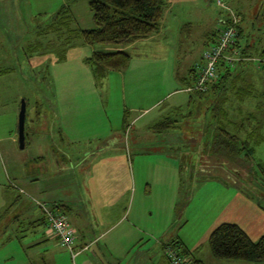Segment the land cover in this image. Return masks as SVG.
<instances>
[{
	"label": "rangeland",
	"instance_id": "rangeland-1",
	"mask_svg": "<svg viewBox=\"0 0 264 264\" xmlns=\"http://www.w3.org/2000/svg\"><path fill=\"white\" fill-rule=\"evenodd\" d=\"M89 1L0 0V128L8 127L12 107L19 109L24 100L30 143L27 153L44 157L35 167L39 171L33 173L38 186L53 187L58 196L67 199V205L72 201L71 207L79 206L83 213L81 194L78 199L70 198L82 191L84 182L87 187L86 172L95 179L114 174L111 155L122 150L133 159L125 169L130 193L127 227L130 235H136V249L161 254L162 245L180 239L189 249L196 246L207 264L232 263L212 257L208 237L224 222L238 224L253 241L264 235V141L251 144V155L247 156L246 149L231 153L239 168L226 165L222 144L212 141L214 119L206 110L213 97L207 95L200 104L195 99L189 104L186 76L202 63L203 52L221 29L220 20L230 13L239 15L253 53L264 52V0H165L157 33L132 44L95 46L85 44L79 35L95 28ZM61 9L64 14L58 15ZM94 51L127 52L130 64L122 72L96 79L86 63ZM238 91L230 92V100ZM232 104L236 108L238 102ZM167 117L176 121V127L158 129V121L165 122ZM259 134L264 139V129ZM112 136L120 137V145L125 147L108 150L103 157L99 153L96 160L86 155ZM62 137L74 145L65 167L74 168L72 159L80 158L76 161L80 185L72 182L65 189L60 183L69 171H55L58 150L69 146ZM7 182L8 186L17 184ZM9 191L20 197L27 210L33 208V215L41 213L36 204L41 200L25 189L20 194L11 187ZM139 211L145 212L144 222L137 219L140 225H133L131 216ZM11 216L0 213V264L150 262L135 252L116 261L110 253L119 256L122 248H112L109 253L103 245L101 256L86 251L76 258L79 249L74 244L73 254L58 248L39 255L40 248L31 247L34 229L27 226V214L23 211L18 217L15 231ZM67 216L72 218L70 211ZM158 231L160 235L155 234Z\"/></svg>",
	"mask_w": 264,
	"mask_h": 264
},
{
	"label": "trees",
	"instance_id": "trees-1",
	"mask_svg": "<svg viewBox=\"0 0 264 264\" xmlns=\"http://www.w3.org/2000/svg\"><path fill=\"white\" fill-rule=\"evenodd\" d=\"M89 8L92 11L95 28L79 32L85 44L127 45L157 33L165 0H90ZM57 14H64V11L61 9ZM234 15L236 24H232L231 13L220 20L221 29L230 25L235 29L234 41L224 50L225 53L223 52V56L234 59L232 61L224 57L219 59L216 63L215 77L208 79L203 89L195 90L203 67V57H201L202 63L198 68L189 70L186 76L189 86L186 90H193L185 91L190 93L189 104L194 99L201 102L203 99L207 100V95H212L211 104L206 108L207 111L212 112L214 119L215 136L212 141L217 145L222 144L225 164L234 165L233 167L237 169L241 165L239 163L235 165L236 160L235 157H230L231 153L234 152L236 155L242 149H246L247 156L251 155L253 152L251 144L264 141L259 134L264 129V52L253 53L252 46L244 38L240 17L237 13ZM221 29L215 33L208 48L218 43ZM130 60L131 56L124 51H94L86 59V63L91 66L92 74L96 79H103L109 72H122L127 69ZM242 84L245 87H242ZM236 89L239 90L238 95L230 100V92ZM233 101L238 102L236 108H233ZM258 113L261 115L260 118L256 116ZM164 120L166 121H158L156 124L158 129L176 127V121H171L168 117ZM25 139L27 140L26 134ZM234 146L238 149H233ZM177 207L180 209L181 205L178 204ZM54 208L59 210L61 205ZM168 245H172L180 254L189 258L192 264H203L195 260L178 240ZM208 246L212 256L217 260L264 264V235L253 242L238 225L233 223H221L215 227L208 237Z\"/></svg>",
	"mask_w": 264,
	"mask_h": 264
},
{
	"label": "crops",
	"instance_id": "crops-1",
	"mask_svg": "<svg viewBox=\"0 0 264 264\" xmlns=\"http://www.w3.org/2000/svg\"><path fill=\"white\" fill-rule=\"evenodd\" d=\"M1 75L2 74L0 73V76ZM18 111L19 109L17 107H12L10 113V118L12 117V119L10 124L5 129L0 128V213H2L3 217L7 214L12 215L11 222L13 224L14 231L16 224L19 221L18 217L21 216L23 211L27 214L29 220L27 226L34 229L33 239L35 240H31L32 250H34L33 247H35V250L38 251L40 248L39 255H43L42 253L46 254L47 251L49 253V251L51 250V252L54 253L55 251H58V248L63 249L64 247L59 245L58 239L48 228L47 222L44 216H42L43 214L41 215L42 212L37 215H33L32 213L34 209L30 208L29 210H27L25 207H23L25 206V204H20V202L22 203L20 197L17 196L14 192H10V187L14 188L15 191H18L19 194L22 193L25 189L28 193L31 194V196L41 200V203H45L48 206L55 207L61 205V207L63 208V210L61 211L66 215V217H68L67 212L70 211V215L72 218L69 219L70 217H68V219L75 231V238L73 244L77 249H79L76 258H78L81 254L86 251H92L93 254L101 256L102 250L100 246L103 245L105 247V250L109 253L111 252L112 248H122L124 252H121L119 256L110 253V255L116 259V261H119V257L121 255L127 256L128 254L130 255L135 252L141 257H147V260L150 261L149 264H169L164 254L165 245H162L163 252L161 254L156 252H151L150 254H147L149 253H146L148 248L145 249L144 247H142L140 249H136L135 246L139 247L137 244L138 241H136L135 239L136 235H130L129 227H127V225L129 224L127 220L129 216L128 207L130 204V193L128 191L129 178L126 174L127 169L125 168L128 165V161H131V164H133V159L130 160L128 158V155H125L122 152L121 149H123L125 145L123 147L122 145H120V137L112 136L111 138H105L106 140L101 141L100 146L97 148L96 152H85L86 155L90 154L89 156L92 157V159L96 160V158L99 157V153H101V156L103 157L107 155L106 152L108 150H121V152H117L116 154L111 155L112 158L110 162H114V174H109L108 176L99 175L97 179H95L92 178L90 172L87 171V187L86 183L84 182V184H82V191H80L78 195H73L72 198H70L72 200H75L76 198L78 199L81 194V201L86 210L83 213L79 206L71 207L72 201H70L67 205L65 203L67 199L63 196H58L55 193L53 187L42 188L38 186L39 179L35 178L33 176V173L39 171L37 169L40 167H35L44 162V157L41 155L32 156L31 154L27 153V144L30 145V143L28 135L26 133V146L24 147V149L18 148L17 129L15 122ZM66 133L68 132H63V134ZM66 138L71 141L68 137ZM66 138L62 137L61 141H65ZM68 140L67 143L69 146H67L65 149L60 148L61 150H58L59 154L58 161L56 164L57 169H55L56 173L62 174L66 173V170L69 171V173H66V175L63 176L64 181L60 183L62 186H64V189L72 182H76L80 185L78 175L76 174V166H79L76 164V161L80 159L79 156H77L75 159H72V161L75 162L73 164L76 165L74 166V168L67 169V166L65 167V159H68L67 156L70 157L69 153L72 154V151L74 150V145L72 141L69 142ZM86 155L84 158L88 157ZM106 158H109V156ZM59 159H62L61 163ZM8 180H11L17 184L12 185L9 183L8 186ZM141 196L142 195L137 198L139 201L141 199ZM133 200L134 198L132 199L131 206L133 205ZM60 209L61 208H59V210ZM144 213L142 211H139L138 213H135L131 216V218L134 219L133 225H140L137 219H141L142 221L141 217H143ZM143 222L144 221H142V223ZM133 230L140 232V230L137 227L135 228L134 226ZM160 233L161 231H158L155 234L160 235ZM176 240H178L183 245V247L187 249L188 253H191L192 257L195 260L201 261L203 264H207L206 260L198 256L196 246L189 249L182 240ZM92 248L95 249L92 250ZM231 262L232 263L230 264H238L233 263L238 261Z\"/></svg>",
	"mask_w": 264,
	"mask_h": 264
},
{
	"label": "built area",
	"instance_id": "built-area-1",
	"mask_svg": "<svg viewBox=\"0 0 264 264\" xmlns=\"http://www.w3.org/2000/svg\"><path fill=\"white\" fill-rule=\"evenodd\" d=\"M232 24H236V16L231 13ZM235 37V29L233 26H228L221 29L220 38L215 46L207 48L203 54V67L201 69L200 78L196 89H203L204 84L208 79L215 77L216 63L224 57L228 61H232L234 58L230 56H223L224 50L228 49ZM224 52V53H223ZM193 89H187V92ZM37 206L40 208L48 228L53 232L55 237L58 239L60 246L67 249L71 254L73 251V241L75 238V231L69 222L68 218L63 212H60L54 207H49L45 203L36 202ZM164 254L166 259L170 264H192L189 258L179 253L172 245H165Z\"/></svg>",
	"mask_w": 264,
	"mask_h": 264
},
{
	"label": "water",
	"instance_id": "water-1",
	"mask_svg": "<svg viewBox=\"0 0 264 264\" xmlns=\"http://www.w3.org/2000/svg\"><path fill=\"white\" fill-rule=\"evenodd\" d=\"M26 104L22 100L17 116V142L20 149H24L25 139Z\"/></svg>",
	"mask_w": 264,
	"mask_h": 264
}]
</instances>
